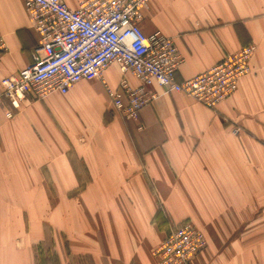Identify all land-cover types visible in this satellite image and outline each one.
Wrapping results in <instances>:
<instances>
[{
    "label": "crops",
    "instance_id": "0c3cea01",
    "mask_svg": "<svg viewBox=\"0 0 264 264\" xmlns=\"http://www.w3.org/2000/svg\"><path fill=\"white\" fill-rule=\"evenodd\" d=\"M64 1L75 10L83 0ZM142 14L146 35L178 47L177 82L254 44L252 73L215 109L155 83L139 121L110 115L115 65L104 83L85 79L19 109L4 102L0 264H37L50 237L62 239L63 259L157 264L154 250L184 221L208 242L190 264H264V0H151ZM0 38L1 83L38 44L24 0H0Z\"/></svg>",
    "mask_w": 264,
    "mask_h": 264
},
{
    "label": "built area",
    "instance_id": "2783aa9c",
    "mask_svg": "<svg viewBox=\"0 0 264 264\" xmlns=\"http://www.w3.org/2000/svg\"><path fill=\"white\" fill-rule=\"evenodd\" d=\"M150 1L83 0L74 10L64 0H24L39 40L30 65L1 81L0 106L7 101L19 109L28 100L64 95L89 78L104 83L103 74L113 65L122 77L116 88L105 84V89L113 110L126 121H139L141 111L155 98L149 90L155 83L209 109L232 97L240 81L252 73L256 45L179 83L175 75L183 59L174 40L160 31L146 35L140 26ZM6 51L0 38V58ZM129 75L140 85L131 86ZM6 115L13 117L11 112ZM207 246L203 231L184 221L170 229L153 256L157 264H190Z\"/></svg>",
    "mask_w": 264,
    "mask_h": 264
},
{
    "label": "rangeland",
    "instance_id": "374dc122",
    "mask_svg": "<svg viewBox=\"0 0 264 264\" xmlns=\"http://www.w3.org/2000/svg\"><path fill=\"white\" fill-rule=\"evenodd\" d=\"M114 66V65H113ZM116 66V65H115ZM48 98V97H47ZM43 100H28L27 102H43ZM110 115L111 113L118 115L110 105ZM109 113H107L108 115ZM14 117V115H13ZM12 117V118H13ZM63 249V241L56 242L54 239H47L45 242L37 245L35 247V252L37 253L36 262L37 264H91V261L86 257H70L64 258L61 256V251ZM64 253V250H62Z\"/></svg>",
    "mask_w": 264,
    "mask_h": 264
}]
</instances>
